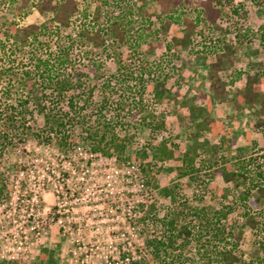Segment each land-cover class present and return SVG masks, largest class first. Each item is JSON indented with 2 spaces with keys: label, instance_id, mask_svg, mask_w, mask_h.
Listing matches in <instances>:
<instances>
[{
  "label": "rangeland",
  "instance_id": "1",
  "mask_svg": "<svg viewBox=\"0 0 264 264\" xmlns=\"http://www.w3.org/2000/svg\"><path fill=\"white\" fill-rule=\"evenodd\" d=\"M19 3L0 0V32L14 23L26 25L43 19L36 10L23 15L22 10H18ZM100 3V0H90V10L95 11ZM119 3H123L124 11L131 10L134 15L132 19L127 15L123 22L132 35L150 19L154 30L151 37H144L147 44L141 53L135 52L133 48L136 47L129 37L116 51H122L127 62L134 57L131 65L137 76L142 72L141 63L158 60L167 53L165 71L154 72L157 80L164 82L166 92L159 96L156 81L148 82L151 74L145 72L143 79L147 88L142 95L145 109L136 118L121 112L122 119L127 122L124 129L133 136L127 149L131 159L125 163L116 157L91 155L79 138L78 145L66 153L55 143L35 136L10 147L5 157L10 169L11 200L0 205V264H32L38 260L43 247L54 250L59 264H133L132 260L147 259L148 241L161 234L160 222L155 216L150 215L145 222L141 219L150 204L156 203L158 209L166 210L171 203H178L179 197H186L188 206L221 208L239 201L241 192L248 186L233 187L232 182L224 180L222 172L248 156L252 157L253 168L264 165V125L256 124L260 120L256 108L242 106L236 110L229 103L210 101L207 79L211 53L221 47L217 41L222 35L220 27H226L230 30L228 38L233 40L234 63L222 71L224 80L243 85L247 73L256 74L264 90V45L259 36L250 34L246 39L240 37L234 41L240 21L253 30L264 25V8L253 0H233L223 8L218 24L202 23V34L195 32L198 42L195 49L199 53L190 51L192 43L177 52H167L166 46L173 37H182L184 29L161 25L162 14L150 12L154 0H121ZM233 7L239 10L238 14L233 12ZM108 39L110 43L118 40L113 34ZM2 44L5 47L10 44L4 34L0 36V61L2 57L12 58L9 49L4 50ZM83 53L80 50L78 54L82 61L86 59ZM93 58L103 63L99 74H103L109 84L106 86L102 81L98 84L97 101L105 91L115 99L123 93L136 91L134 81L117 87L109 80L117 73L118 57L100 52L94 53ZM238 71L243 73L240 78ZM96 77L90 71L89 79L94 82ZM230 86L229 91L233 93V85ZM195 105L209 109L217 121V135L208 134L196 140L189 136L186 123ZM116 107L114 100L107 108L109 117L117 114ZM152 118L154 122L164 119L165 126L151 129L148 123L154 125ZM34 124L37 128L44 126L41 115H37ZM161 141L173 148L175 155L155 163L149 153L144 161H150L152 168L141 172V152L149 143L157 145ZM188 148L199 169L195 180L178 174L182 151ZM211 171L212 175L204 176ZM242 215L243 210L239 208L225 222L227 226H235L236 232L239 228L243 230L236 251L244 264H264V224L253 230L244 223ZM224 240L218 243L223 245ZM197 249L198 246L192 244L186 254L200 257ZM216 260L213 258V263L216 264Z\"/></svg>",
  "mask_w": 264,
  "mask_h": 264
},
{
  "label": "trees",
  "instance_id": "2",
  "mask_svg": "<svg viewBox=\"0 0 264 264\" xmlns=\"http://www.w3.org/2000/svg\"><path fill=\"white\" fill-rule=\"evenodd\" d=\"M13 4H20L18 10L23 15L36 10L43 19L26 25L14 23L4 34L10 44L2 48L9 49L12 58L2 57L0 61V205L11 200L10 169L6 163L5 155L12 145L23 142L29 136L46 139L55 143L61 152L66 153L76 145L78 138L87 146L91 155H104L116 157L117 160H130L127 153L132 134L126 132V120L122 119L121 112H127L132 118L142 113L146 105L143 93L147 85L143 75L149 71L148 82L156 81L155 89L160 96L166 92L165 84L157 80L154 72H164V64L168 54H162L160 59L147 60L141 63L140 76H137L135 67L122 57V51H116L119 46L127 42L134 44L135 52L147 44V38L153 34V21L143 24L135 35L123 26L127 15L132 19L131 10H123L121 0H100L95 11L90 10V0H7ZM264 8V0H253ZM155 4L150 12L158 11L162 14L161 25L164 27L179 26L184 29L182 37H173L166 46L167 52L179 51L190 46L191 52L198 43L194 37L195 32L202 34L200 25L218 24L225 6L233 0H154ZM101 7L103 9H101ZM233 12L239 13L237 8ZM127 13V14H126ZM124 14V15H123ZM83 17L84 20L81 18ZM128 22L132 23V20ZM235 32L234 41L240 37L246 39L250 34L259 36L264 45V25L253 30L240 21ZM68 28L72 29L67 31ZM222 35L217 38L221 44L213 50L207 72L208 88L211 100L219 103H229L239 110L242 106L256 108L257 125H264V90L256 74L247 73L243 85L229 84L222 71L234 63L233 40H230L229 28L220 27ZM115 35L118 40L109 42L108 37ZM147 38H144V37ZM91 44V45H90ZM219 44V45H220ZM83 50L82 61L79 51ZM105 52L108 57H118L117 73L110 79L117 87L134 81L135 90L123 93L116 98L105 91L100 101L95 99V89L104 80L99 74L103 63L93 58L94 53ZM5 54V53H4ZM154 70V71H153ZM90 71L94 72L96 81L89 79ZM157 73V72H156ZM237 72V77L242 75ZM236 81V80H235ZM134 83V84H135ZM133 84V85H134ZM233 85V93L229 86ZM109 86V84H108ZM230 86V87H231ZM115 100L118 110L114 117L107 115V108ZM37 115H41L44 126L37 128L35 122ZM128 117V115H126ZM125 117V118H126ZM154 118L151 119V121ZM186 127L190 137H207L208 134L217 135L216 120L211 116L208 108L195 105L190 109ZM150 121V122H151ZM129 124V123H128ZM151 129H161L165 126L164 119L148 123ZM182 163L178 167L179 176L195 180L198 167L191 149L182 151ZM141 172H146L152 163L144 161L151 154V160L165 161L175 155V150L169 148L167 143L161 141L157 145L150 143L141 152ZM143 157V158H142ZM144 161V163H143ZM143 163V164H142ZM153 163V165H155ZM252 157L238 159L223 172L226 182H232L233 187L248 186L241 192L240 200L233 201L221 208L208 209L204 206H188L186 197L178 198V203L167 206L166 210L158 209L156 203L149 205L141 219L143 222L155 216L160 222L161 234L148 241L149 252L147 259L132 260L133 264H244L242 256L236 251L242 238L243 230L235 231V226L225 223L235 210H243L245 224L255 230L264 224V165L252 167ZM205 173L204 176L212 175ZM202 186V184H201ZM172 195L173 192L167 190ZM182 198V197H181ZM164 213L160 216V212ZM226 239V240H224ZM219 240H224L220 245ZM228 240V241H227ZM197 245V254L200 257L186 254V250ZM210 250V251H209ZM208 251V252H207ZM213 253V254H212ZM2 263V262H1ZM32 264H59L55 258L54 250L43 247L38 260Z\"/></svg>",
  "mask_w": 264,
  "mask_h": 264
}]
</instances>
